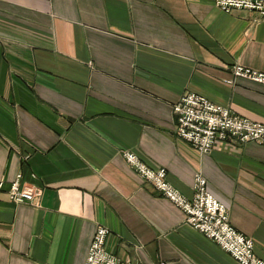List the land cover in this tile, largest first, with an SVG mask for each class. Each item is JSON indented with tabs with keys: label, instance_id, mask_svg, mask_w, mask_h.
<instances>
[{
	"label": "crops",
	"instance_id": "crops-1",
	"mask_svg": "<svg viewBox=\"0 0 264 264\" xmlns=\"http://www.w3.org/2000/svg\"><path fill=\"white\" fill-rule=\"evenodd\" d=\"M264 16L213 0H0V264H84L106 249L139 264H238L141 178L129 151L187 197L202 174L264 261V145L176 135L186 92L264 123ZM40 191L14 203L16 175Z\"/></svg>",
	"mask_w": 264,
	"mask_h": 264
},
{
	"label": "built area",
	"instance_id": "built-area-1",
	"mask_svg": "<svg viewBox=\"0 0 264 264\" xmlns=\"http://www.w3.org/2000/svg\"><path fill=\"white\" fill-rule=\"evenodd\" d=\"M213 3L226 13L248 10L264 16V0H213ZM232 76L264 84V73L250 68L235 66ZM173 112L176 117V135L201 154L209 153L217 142H254L264 145V123L235 114L227 107L196 93L182 94L173 105ZM123 157L141 178L184 213L186 224L213 240L238 264H264L254 253L253 240L231 224L226 206L211 193L202 174L195 175L193 195L189 198L170 184L164 168L152 169L129 151L123 152ZM3 184L0 181V194ZM7 195L10 201L17 204H38L40 191L33 186L23 185L21 174L18 173L11 181ZM108 233L105 227L96 229L84 264H137L123 261L106 249Z\"/></svg>",
	"mask_w": 264,
	"mask_h": 264
},
{
	"label": "bare ground",
	"instance_id": "bare-ground-1",
	"mask_svg": "<svg viewBox=\"0 0 264 264\" xmlns=\"http://www.w3.org/2000/svg\"><path fill=\"white\" fill-rule=\"evenodd\" d=\"M137 264H139V263H137Z\"/></svg>",
	"mask_w": 264,
	"mask_h": 264
}]
</instances>
